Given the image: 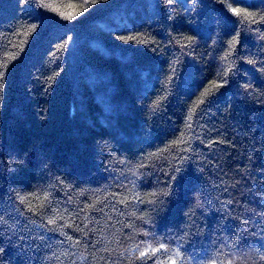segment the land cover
<instances>
[{
	"label": "trees",
	"instance_id": "trees-1",
	"mask_svg": "<svg viewBox=\"0 0 264 264\" xmlns=\"http://www.w3.org/2000/svg\"><path fill=\"white\" fill-rule=\"evenodd\" d=\"M158 241L264 251V0H0V264Z\"/></svg>",
	"mask_w": 264,
	"mask_h": 264
},
{
	"label": "snow or ice",
	"instance_id": "snow-or-ice-1",
	"mask_svg": "<svg viewBox=\"0 0 264 264\" xmlns=\"http://www.w3.org/2000/svg\"><path fill=\"white\" fill-rule=\"evenodd\" d=\"M171 3V0H169ZM233 12L235 14H239L236 9H233ZM68 19H72V16H68ZM25 198L21 197V202H23ZM49 223H53V221H49ZM71 239V237H69ZM182 248L183 246H178L175 249L170 250L166 243L163 241H158V247L152 248L151 243L148 244V247L146 250L140 252L141 257H145L149 255V252L152 253L153 256H155L157 253H163L167 254L171 251L170 255L166 256L168 264H193L195 261L196 264H199V261L197 260V257L195 255H183L182 254ZM2 251V249H0ZM230 258L226 260V264H235V261L231 257H235V253L229 254ZM151 258V257H149ZM264 261V251L257 250L255 252H243L239 256V264H260V262ZM153 264H163L162 259L160 257H157L156 260L153 261ZM212 264H216V260L214 259L212 261ZM220 264H225L224 260L220 261Z\"/></svg>",
	"mask_w": 264,
	"mask_h": 264
}]
</instances>
